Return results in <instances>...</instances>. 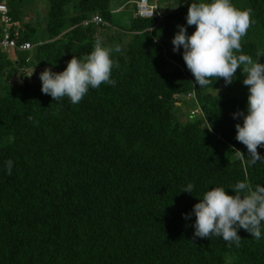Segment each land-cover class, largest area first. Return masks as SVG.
Listing matches in <instances>:
<instances>
[{
	"label": "trees",
	"instance_id": "trees-1",
	"mask_svg": "<svg viewBox=\"0 0 264 264\" xmlns=\"http://www.w3.org/2000/svg\"><path fill=\"white\" fill-rule=\"evenodd\" d=\"M0 1L17 23V0ZM110 1L46 0L42 28L18 26V42L31 47L13 50V60L0 50V264H264V222L259 240L239 229V246L194 237L203 194L235 195L237 182L264 187V160L249 164L235 139L242 101L215 92L223 78L195 85L183 49H170L193 0H151L160 17L132 10L121 23ZM231 3L252 10L241 52L264 64V0ZM94 14L101 25H83ZM98 39L121 46L110 53L115 86L89 87L72 104L25 75L30 65L59 73ZM178 96L196 110L184 121L173 109Z\"/></svg>",
	"mask_w": 264,
	"mask_h": 264
},
{
	"label": "clouds",
	"instance_id": "clouds-1",
	"mask_svg": "<svg viewBox=\"0 0 264 264\" xmlns=\"http://www.w3.org/2000/svg\"><path fill=\"white\" fill-rule=\"evenodd\" d=\"M251 11L237 9L231 0L200 3L193 0L188 6L186 23L194 25L195 31L188 35L186 28L178 25L179 31L174 35L172 45L174 52L183 48L185 65L193 75L195 85L200 87L211 86L213 78H223L225 85L231 84L237 69L241 70L242 83L248 87L247 114L242 111L233 114L234 119L243 118L242 125H235V139L246 146L247 162L255 165L264 160L257 151L258 147H264V64L258 62L259 55L254 60L242 54L240 43L252 24ZM102 45L103 41L98 39L83 60L73 56L59 73L45 68L39 74L41 92L50 95L52 100L67 97L72 104H78L89 87L115 86L116 81L110 78L114 63L110 53H119L122 49L120 45L114 48ZM235 152L238 158H245L241 151ZM12 166L11 160L6 161L9 175ZM192 188L193 185L188 184L183 191L191 193ZM232 191L235 195L227 194L223 188H211L193 206L194 237L209 239L217 236L229 242V246L233 242L239 246L238 230L243 229L252 238L260 239L264 222V187L256 185L253 188L248 182H237Z\"/></svg>",
	"mask_w": 264,
	"mask_h": 264
},
{
	"label": "rangeland",
	"instance_id": "rangeland-1",
	"mask_svg": "<svg viewBox=\"0 0 264 264\" xmlns=\"http://www.w3.org/2000/svg\"><path fill=\"white\" fill-rule=\"evenodd\" d=\"M113 1V2H111ZM110 3H112V6L114 7L119 6L118 8L112 10V11H120V13L116 14V18H118L119 23L126 20L128 14L132 13L133 5L125 4V0H111ZM205 2L203 0H198L197 3ZM129 3V2H128ZM126 6H125V5ZM190 4V3H189ZM111 6V7H112ZM123 6V7H122ZM189 6V5H188ZM187 6V7H188ZM122 8V9H121ZM187 10L184 11V17L186 22V15ZM13 11H15L19 17V21L17 22V26L23 25V23H27L29 26H34L36 29L42 28L44 25V16L46 12V0H17L14 3ZM185 25V26H184ZM183 26L186 27L187 34L191 35L195 31V26H188L187 23H185ZM16 26V27H17ZM22 27V26H21ZM105 29H109L106 27ZM179 31V28H175L171 34V40H170V49L173 50L172 45V39L174 35ZM242 39V38H241ZM30 44V43H29ZM31 47V44H30ZM183 48H180L178 51L182 50ZM8 59L13 60V53L6 54ZM263 64V62H262ZM45 69V67H33V66H27L25 69V75L29 76L33 81L41 82L39 79V74ZM33 71V72H32ZM32 73V74H31ZM16 79V74L12 76L9 81H14ZM244 79V76L241 74V70L237 69V72L235 74V79L231 84H228L225 89L223 90H217L216 93H226L231 94L236 97H238L242 101V112L247 114V97H248V87L245 86L242 81ZM1 88V87H0ZM179 98H176V102L173 106V109L179 112L178 119L180 121L185 120V113L191 114L192 112L195 113V109L191 107L186 102V99L181 98V96H178Z\"/></svg>",
	"mask_w": 264,
	"mask_h": 264
},
{
	"label": "built area",
	"instance_id": "built-area-1",
	"mask_svg": "<svg viewBox=\"0 0 264 264\" xmlns=\"http://www.w3.org/2000/svg\"><path fill=\"white\" fill-rule=\"evenodd\" d=\"M133 5V15L141 18L159 16L157 6L148 0H128ZM83 25H101L102 20L99 15L94 14L89 19L84 20ZM11 20L7 7L0 1V50L6 54L13 53V50L25 51L30 48L28 41L17 40L18 26ZM17 26V27H16ZM14 57V56H13ZM28 61V58L25 59ZM196 111V110H195Z\"/></svg>",
	"mask_w": 264,
	"mask_h": 264
},
{
	"label": "crops",
	"instance_id": "crops-1",
	"mask_svg": "<svg viewBox=\"0 0 264 264\" xmlns=\"http://www.w3.org/2000/svg\"><path fill=\"white\" fill-rule=\"evenodd\" d=\"M111 2H113V1H111ZM111 4V6H112V3H110ZM119 6H117V7H114V5L111 7L112 8V10H114V9H116V8H118Z\"/></svg>",
	"mask_w": 264,
	"mask_h": 264
}]
</instances>
